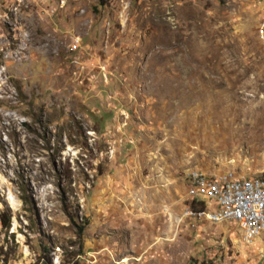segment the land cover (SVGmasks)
<instances>
[{"label": "rangeland", "instance_id": "rangeland-1", "mask_svg": "<svg viewBox=\"0 0 264 264\" xmlns=\"http://www.w3.org/2000/svg\"><path fill=\"white\" fill-rule=\"evenodd\" d=\"M263 11L0 0L3 264H264V233L182 212L193 173L264 178Z\"/></svg>", "mask_w": 264, "mask_h": 264}, {"label": "built area", "instance_id": "built-area-1", "mask_svg": "<svg viewBox=\"0 0 264 264\" xmlns=\"http://www.w3.org/2000/svg\"><path fill=\"white\" fill-rule=\"evenodd\" d=\"M255 34L264 47V11ZM252 176L231 169L221 172L220 179L205 176L201 186L194 188L187 198V205L182 210L183 219L203 220L211 224L231 222L239 230L242 242L251 244L264 233V186H247L246 177ZM198 196L205 198L206 202ZM0 264H3L2 260Z\"/></svg>", "mask_w": 264, "mask_h": 264}, {"label": "bare ground", "instance_id": "bare-ground-1", "mask_svg": "<svg viewBox=\"0 0 264 264\" xmlns=\"http://www.w3.org/2000/svg\"><path fill=\"white\" fill-rule=\"evenodd\" d=\"M207 177V176H206ZM211 177V179H220V176H209ZM248 177H246L247 179ZM205 180V175L203 174H195L191 177V175L189 176V183L191 181V183L196 186L197 188L199 186H201V184L204 182ZM246 185L247 186H264V178H260L257 180H246Z\"/></svg>", "mask_w": 264, "mask_h": 264}, {"label": "trees", "instance_id": "trees-1", "mask_svg": "<svg viewBox=\"0 0 264 264\" xmlns=\"http://www.w3.org/2000/svg\"><path fill=\"white\" fill-rule=\"evenodd\" d=\"M70 222L72 223L75 229V237L77 240H80L83 234L84 226L86 225V220L82 219L80 222H75L72 218H69ZM5 227L8 226V218L5 221Z\"/></svg>", "mask_w": 264, "mask_h": 264}]
</instances>
